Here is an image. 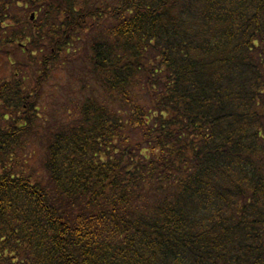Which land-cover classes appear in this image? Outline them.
<instances>
[{
	"label": "trees",
	"instance_id": "trees-1",
	"mask_svg": "<svg viewBox=\"0 0 264 264\" xmlns=\"http://www.w3.org/2000/svg\"><path fill=\"white\" fill-rule=\"evenodd\" d=\"M0 60V264H264V0H0Z\"/></svg>",
	"mask_w": 264,
	"mask_h": 264
},
{
	"label": "rangeland",
	"instance_id": "rangeland-1",
	"mask_svg": "<svg viewBox=\"0 0 264 264\" xmlns=\"http://www.w3.org/2000/svg\"><path fill=\"white\" fill-rule=\"evenodd\" d=\"M9 74V68L6 67L0 60V85L2 86L3 81L5 80L6 76ZM25 80H28V77L25 78ZM33 163L32 161H29L28 159L25 161V165L27 167L28 164L31 165Z\"/></svg>",
	"mask_w": 264,
	"mask_h": 264
},
{
	"label": "water",
	"instance_id": "water-1",
	"mask_svg": "<svg viewBox=\"0 0 264 264\" xmlns=\"http://www.w3.org/2000/svg\"><path fill=\"white\" fill-rule=\"evenodd\" d=\"M31 17H33V16H31Z\"/></svg>",
	"mask_w": 264,
	"mask_h": 264
}]
</instances>
